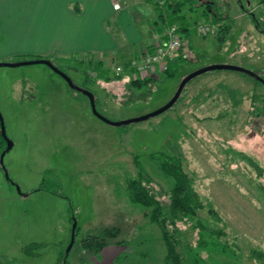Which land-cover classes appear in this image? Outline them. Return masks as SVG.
Segmentation results:
<instances>
[{"label":"rangeland","instance_id":"1","mask_svg":"<svg viewBox=\"0 0 264 264\" xmlns=\"http://www.w3.org/2000/svg\"><path fill=\"white\" fill-rule=\"evenodd\" d=\"M196 1L213 3L219 15L228 17L231 30L226 42L219 45L215 32L198 35L194 27L207 22L204 9L196 7L199 3L194 11L186 8L192 26L191 48L184 56L188 61L173 78L155 74L160 81L156 86L131 91L127 83L132 75L126 73L111 83L85 82L90 59L103 61L114 77L117 66L134 58L124 53L123 61L119 54L86 52L57 64L75 85L96 95L97 111L112 122L159 110L188 75L202 68L231 65L264 78V33L250 15L253 12L263 21L264 0ZM141 33L143 43L148 42L146 29ZM35 57H4L0 63ZM254 93L264 95V84L255 76L210 71L191 80L165 113L112 126L94 114L86 95L50 67L0 68V112L13 142L0 164V264H59L67 254L75 222L70 264H94L97 256L84 249L82 241L114 227L121 232L113 241L127 242L115 245L121 253L119 264H165L161 230L149 219L150 209L131 203L127 182L139 177L137 158L154 181L151 188L167 202L174 182L163 176L150 154L172 144L181 147L203 202L222 218L216 222L207 211H199L205 225L225 232L206 238L211 241L207 248L196 246L198 237L187 235L189 225L179 224L186 230L184 241L204 259L199 264H264L254 254L264 253V118L253 111ZM41 187L46 189L38 191Z\"/></svg>","mask_w":264,"mask_h":264},{"label":"trees","instance_id":"2","mask_svg":"<svg viewBox=\"0 0 264 264\" xmlns=\"http://www.w3.org/2000/svg\"><path fill=\"white\" fill-rule=\"evenodd\" d=\"M160 2V6L159 4L156 5V10L159 13V20L154 24H161L165 29L176 26L183 43L182 48L177 53L176 59L170 62L169 69L160 73L166 76V78H173L179 71L180 65L188 61L184 56L186 55L185 53H189L191 48L189 46V37L192 26L189 24L187 16L184 14L186 8H189L190 11H194V5L199 3V6L196 7H202L204 9L206 23L217 25V31H215V33L217 34L219 45L225 44L226 36L231 30V24L227 21L228 17L219 15L215 11V4L196 0H161ZM261 4L264 5V1H262ZM250 15L253 17L258 29L264 33V14L262 16L263 21L253 12H251ZM194 29H196V26ZM78 56L81 55H77L76 57ZM73 58L74 55H72L71 59ZM33 59H47L67 74V72L57 64V61L66 62L70 60L69 58L39 56ZM81 60L84 62V59ZM81 60L79 59L78 62H81ZM89 61L88 66L91 68V71L89 73L85 72L86 83L91 82L92 79H96L95 82L105 80L107 83L120 81L123 79L125 73L131 76L134 72L132 69L129 71L130 60L122 63L125 70L124 74L121 76L115 75L114 77L109 76L108 69L105 68L103 61L95 62L92 59ZM253 72L256 74L257 78L260 77L264 79L261 77L260 73L256 71ZM257 81L262 83L259 79H257ZM157 82L160 81L154 75L145 79H134L131 76V80L127 83V88L131 91L142 90L144 87L156 86ZM251 100L253 111H255L257 116L264 118V95L261 96L254 93ZM6 148L7 142L2 136L0 123V156ZM150 159L158 166L159 170L162 171L165 178L171 179L174 182V186L169 192L168 201L164 202L160 200L153 188H151L154 181L144 173L140 161L137 158L135 159V164L139 168V177L137 179H130L127 182L129 199L133 204L140 205L148 210L150 209L151 212L147 213V215L151 222L157 224L160 228L162 240L167 248L165 264H199L200 260L203 261L204 259L198 255V253H195L190 245L184 241L186 230L182 231L179 224L189 225L187 229L189 233L187 235H193L195 238L198 237L196 246L207 248L210 246L211 241L206 240V238L221 237L225 235V232L221 229H211L210 226L205 225L204 223H206V221L199 216V211H207L209 217L216 222H220L222 218L212 205H206L203 202L199 193L195 190L194 178L186 169L185 155L180 146L172 144L168 147H164L161 151L151 153ZM45 189V187H41L38 191H43ZM57 194L60 195L59 193ZM262 195V197H264V193ZM120 232V229L115 227L112 229H105L101 235L89 236L83 240L81 246L84 249L93 251L94 255L97 256L109 245L122 246L127 244L126 241L122 240L113 241L118 237ZM254 254L259 261L264 262L263 252H255ZM59 264H70L69 254H64Z\"/></svg>","mask_w":264,"mask_h":264},{"label":"crops","instance_id":"3","mask_svg":"<svg viewBox=\"0 0 264 264\" xmlns=\"http://www.w3.org/2000/svg\"><path fill=\"white\" fill-rule=\"evenodd\" d=\"M0 0V61L4 57H68L82 53H124L139 57L162 31L161 0ZM146 29L148 42L143 43ZM119 38L118 40H116ZM127 57L125 59H127ZM118 246H107L94 264H118ZM91 264V263H90Z\"/></svg>","mask_w":264,"mask_h":264},{"label":"built area","instance_id":"4","mask_svg":"<svg viewBox=\"0 0 264 264\" xmlns=\"http://www.w3.org/2000/svg\"><path fill=\"white\" fill-rule=\"evenodd\" d=\"M114 10L120 11L122 6L117 0H110ZM217 30V25L206 22H200L196 25V31L200 36H207ZM150 49H145L143 54L137 58L130 59L129 71H134L132 76L145 79L149 76L165 72L169 69L170 62L177 57L178 51L182 48V39L176 26L163 29L160 32L153 33ZM124 65L121 64L115 68L114 74L121 76L124 74Z\"/></svg>","mask_w":264,"mask_h":264},{"label":"water","instance_id":"5","mask_svg":"<svg viewBox=\"0 0 264 264\" xmlns=\"http://www.w3.org/2000/svg\"><path fill=\"white\" fill-rule=\"evenodd\" d=\"M37 64H42V65H46V66L50 67L56 74H58L61 77H63L65 79V81L70 85V87L72 89H74L77 92H81L84 95H86L90 99L91 107H92V110H93L94 114L99 119H101L102 121H104V122H106V123H108L109 125H112V126H123V125H129V124H132V123H138V122L146 121V120H148L150 118H153L155 116H158V115H160L162 113H165L166 111L171 109L177 103V101L180 99V97H181L185 87L187 86V84L191 80H193L194 78H196V77H198V76H200V75H202L204 73H207V72H210V71H215V70H231V71H240V72L248 73V74L253 75V76L256 77V74L253 71H250V70H247V69H244V68H240V67H236V66H231V65H213V66H209V67H206V68H202V69H200V70L188 75L183 80L181 85L179 86V88H178L176 94L174 95V97L165 106H163L159 110H157V111H155L153 113H150L148 115L132 119V120H127V121H122V122H112V121L108 120L107 118H105L103 115H101L97 111L96 97H95L94 93H92L89 90H83L82 88L76 86L74 81H73V79L68 74H66L65 72L60 70L51 61H49L47 59L23 61V62H18V63H0V68H2V67L13 68V67H21V66L37 65ZM257 79H259L264 84V79H262L260 77H258ZM0 123H1L2 136L5 139V141L7 142V148L2 153V155L0 156V164L3 166L5 155H6V153L8 151H10L13 148V142L7 136L5 123H4V119H3V116L1 114V112H0ZM18 191L20 192L19 188H18ZM76 229H77V224L75 222L74 226H73V230H72V240H71L70 246H69V248L67 250V255L71 251L72 247L75 244Z\"/></svg>","mask_w":264,"mask_h":264},{"label":"flooded vegetation","instance_id":"6","mask_svg":"<svg viewBox=\"0 0 264 264\" xmlns=\"http://www.w3.org/2000/svg\"><path fill=\"white\" fill-rule=\"evenodd\" d=\"M77 86V85H76ZM79 87V86H78ZM83 90H86V89H84V88H82ZM79 93H81V92H79Z\"/></svg>","mask_w":264,"mask_h":264}]
</instances>
